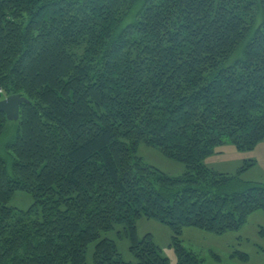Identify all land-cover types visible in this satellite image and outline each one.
I'll list each match as a JSON object with an SVG mask.
<instances>
[{"label":"trees","instance_id":"1","mask_svg":"<svg viewBox=\"0 0 264 264\" xmlns=\"http://www.w3.org/2000/svg\"><path fill=\"white\" fill-rule=\"evenodd\" d=\"M0 87L29 99L18 120L0 112V137L16 124L0 264H88L91 242V264H169L140 217L169 225L178 264H203L185 227L222 234L264 211V182L204 161L264 139V0H0ZM141 143L184 171L146 163ZM17 190L28 209L9 205ZM119 224L135 261L103 236Z\"/></svg>","mask_w":264,"mask_h":264},{"label":"rangeland","instance_id":"2","mask_svg":"<svg viewBox=\"0 0 264 264\" xmlns=\"http://www.w3.org/2000/svg\"><path fill=\"white\" fill-rule=\"evenodd\" d=\"M15 129V123L7 124L5 133L0 137V149H3ZM138 153L146 163L160 168L169 175H179L184 171L183 164L145 143L140 144ZM204 161L218 171L238 174L243 181L264 182V139L252 149H240L233 143L219 145L212 154L206 156ZM252 161L254 165L239 172L241 166ZM33 201L31 193L17 190L10 199L9 205L28 209ZM122 228L119 224L115 229L103 233V236L107 235L116 241L125 260L135 261L136 258L129 249V239L124 233H121V236L119 234ZM137 231L139 237L151 233L161 253L169 258V264H178L177 254L172 245V230L168 224L155 218L140 217L137 220ZM181 238L185 247L199 254L203 264H264V211L257 210L251 213L247 221L237 230L217 234L198 227H185ZM94 246L95 242L89 244L88 264L92 263ZM238 252H245L248 258L241 259Z\"/></svg>","mask_w":264,"mask_h":264},{"label":"water","instance_id":"3","mask_svg":"<svg viewBox=\"0 0 264 264\" xmlns=\"http://www.w3.org/2000/svg\"><path fill=\"white\" fill-rule=\"evenodd\" d=\"M28 99L20 94H11L0 100V112H5L9 120H17L20 115V105Z\"/></svg>","mask_w":264,"mask_h":264},{"label":"bare ground","instance_id":"4","mask_svg":"<svg viewBox=\"0 0 264 264\" xmlns=\"http://www.w3.org/2000/svg\"><path fill=\"white\" fill-rule=\"evenodd\" d=\"M3 93H4V90H3V88L0 87V95H3ZM15 94H19V93H15ZM10 95H11V94H10ZM20 95H21V94H20ZM7 96H8V95L3 96L2 98H0V100L6 98ZM22 96H23V95H22ZM25 97H26V96H25ZM26 98H27V97H26ZM27 99H28V98H27ZM28 101H29V99H28ZM28 101H27V102H28ZM24 103H25V102H24ZM22 104H23V103H22ZM22 104H21V105H22ZM21 105H20V107H21ZM19 116H20V115H19ZM17 120H18V119H17Z\"/></svg>","mask_w":264,"mask_h":264}]
</instances>
